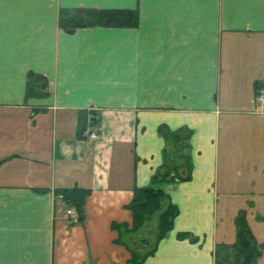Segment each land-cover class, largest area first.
I'll list each match as a JSON object with an SVG mask.
<instances>
[{
    "label": "crops",
    "instance_id": "0c3cea01",
    "mask_svg": "<svg viewBox=\"0 0 264 264\" xmlns=\"http://www.w3.org/2000/svg\"><path fill=\"white\" fill-rule=\"evenodd\" d=\"M75 7L130 8L139 20L65 31L59 11ZM29 71L46 76L47 97L26 100ZM258 85L264 0H0V264H130L133 254L214 264L215 245L236 239L231 196L247 200L251 229L264 222L250 215L264 200ZM161 125L192 129L190 180L154 185L174 150ZM74 185L91 193L72 224L55 189ZM152 185L179 213L147 254L128 205Z\"/></svg>",
    "mask_w": 264,
    "mask_h": 264
},
{
    "label": "trees",
    "instance_id": "16d2710c",
    "mask_svg": "<svg viewBox=\"0 0 264 264\" xmlns=\"http://www.w3.org/2000/svg\"><path fill=\"white\" fill-rule=\"evenodd\" d=\"M138 11L130 8H92V7H75L61 8L59 11V26L68 32H73L80 27L90 26H134L138 24ZM261 89L258 85L257 91ZM49 95V82L46 76L39 72L29 71L27 74L26 100L33 98H43ZM89 119L87 118V121ZM95 120L92 119V123ZM159 130L169 140L172 141L174 150L189 148L192 129L183 126L177 130H170L167 126L161 125ZM86 131V124H82L78 130L81 137ZM178 158L182 163L173 164L167 167L166 158L163 165L153 176L154 185L165 181H187L192 177V161L188 152H179ZM173 156L174 152H173ZM172 156V157H173ZM177 156V155H176ZM136 187L134 197L128 208L132 211L133 220L130 231H136L144 221L150 218L156 211L162 210V199L167 197L166 192L161 187L156 186ZM91 189L80 185L72 187H61L55 189V194L61 197L67 204L68 208H74L77 212L78 222L85 218V205ZM179 213L177 205L170 203L162 210L160 214L157 240L154 246L147 254L154 253L157 243L162 240L167 233L173 228L174 220ZM76 222V223H78ZM72 224H75L72 222ZM236 239L232 243L219 242L215 245L213 252L214 264H255L261 257L264 242L259 243L252 231L246 217L245 210L239 211L235 219ZM114 227H121L114 224ZM180 239L189 238L191 241H197L191 232L182 231L178 233ZM144 258L140 255H132L130 264H140Z\"/></svg>",
    "mask_w": 264,
    "mask_h": 264
},
{
    "label": "rangeland",
    "instance_id": "374dc122",
    "mask_svg": "<svg viewBox=\"0 0 264 264\" xmlns=\"http://www.w3.org/2000/svg\"><path fill=\"white\" fill-rule=\"evenodd\" d=\"M90 118L91 117H89L88 119H90ZM245 143H247V142H245ZM243 144H244V142H240V147H239L240 152L245 151V146H244L245 144L244 145ZM173 152H174L175 157L174 156L170 157L167 160V162H166L167 167L173 166V164H175V163H177V164L182 163L183 162L182 159L178 158V156L180 155L179 152H188V149L187 148H183V147L181 148L179 146L178 151L175 150ZM236 180L238 182L246 181V179L243 178V177L242 178H238ZM256 181L258 182L259 180L256 179ZM166 199L167 198H163L162 199V210L165 209L168 206V204L165 203ZM243 202L247 203V200L245 199V200L242 201L237 196H231L230 200H229V204L230 205H229V209L227 211V216L230 218L231 217L230 215L232 213H235L238 209H239L238 211H241V208L244 207V206H242ZM255 203H256L257 212L255 213V212L251 211V213H250V215H252L254 219H255V216L257 215V213L259 215H264V200L258 199ZM162 210L156 211L150 218H148L146 221L143 222V224L140 226L139 229H137L136 231H132L131 232L132 235L133 234H135V235L137 234L138 235L139 232L141 233L135 239L136 243H137V246L140 249V253H143L142 250H144V251L145 250H150L154 246V244L156 243L157 234H158L159 220H160V214H161ZM244 210L245 209H242V211H244ZM245 213H246V217H247V221H248L247 209L245 210ZM237 214H238V212H237ZM227 223H228V221H227ZM248 223H249V221H248ZM252 229L256 233V235L259 236L260 238H262L264 236V222L263 221L260 220L259 224H257V225H255L254 222H253ZM141 238H143L144 240H140ZM256 239H257V237H256ZM257 241L259 243H261L258 239H257ZM263 256H264V249H263L261 257L256 261L255 264H264V257Z\"/></svg>",
    "mask_w": 264,
    "mask_h": 264
},
{
    "label": "built area",
    "instance_id": "2783aa9c",
    "mask_svg": "<svg viewBox=\"0 0 264 264\" xmlns=\"http://www.w3.org/2000/svg\"><path fill=\"white\" fill-rule=\"evenodd\" d=\"M254 104L258 107H260L262 110H264V90L261 88L258 91H256V95L253 100ZM90 136L92 138H97L98 134L96 131H91ZM67 215L71 217L72 222L76 223L78 222V216L77 212L74 208H68L67 209Z\"/></svg>",
    "mask_w": 264,
    "mask_h": 264
},
{
    "label": "water",
    "instance_id": "95a60500",
    "mask_svg": "<svg viewBox=\"0 0 264 264\" xmlns=\"http://www.w3.org/2000/svg\"><path fill=\"white\" fill-rule=\"evenodd\" d=\"M146 241V240H145Z\"/></svg>",
    "mask_w": 264,
    "mask_h": 264
}]
</instances>
